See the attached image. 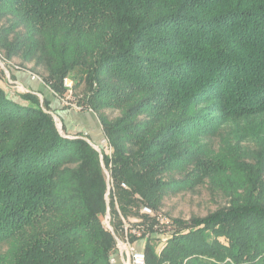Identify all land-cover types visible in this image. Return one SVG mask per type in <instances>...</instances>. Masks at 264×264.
Wrapping results in <instances>:
<instances>
[{"label": "trees", "instance_id": "1", "mask_svg": "<svg viewBox=\"0 0 264 264\" xmlns=\"http://www.w3.org/2000/svg\"><path fill=\"white\" fill-rule=\"evenodd\" d=\"M1 51L61 98L83 85L112 153L0 86V264H110L108 212L152 235L141 207L206 178L230 205L149 235L145 264H264V0H0Z\"/></svg>", "mask_w": 264, "mask_h": 264}, {"label": "rangeland", "instance_id": "2", "mask_svg": "<svg viewBox=\"0 0 264 264\" xmlns=\"http://www.w3.org/2000/svg\"><path fill=\"white\" fill-rule=\"evenodd\" d=\"M30 70L39 77H43L44 71L42 67L36 68L32 63L24 64L20 57H15L12 60H8L5 58V53L3 51L0 52L1 87H3L5 91L8 92L9 96L17 98L16 94L18 92L24 91L23 88H14L15 83L11 78L13 76L12 71L26 72ZM83 89L84 86L81 85L77 89L73 90V94L70 95L68 99L72 102H76V97L82 93ZM106 114L111 118H115L120 114V112L119 110L107 109ZM216 142L218 143V140ZM242 146H244V148H252V146L248 144L247 141H245ZM245 162L247 164L253 163L250 159H247ZM175 177L181 180L185 178L180 174H176ZM226 181V179L211 180L206 178L201 183L190 186L185 184L183 187L177 190L170 191L164 198L163 204L159 209V211H162L167 215L168 223L163 225L158 224L160 225V230H157L155 233L150 235L151 237L155 238L157 249H161L167 236L170 234L172 229L177 226L175 220L187 222L190 221L192 217H205L219 208L229 206L232 196L231 191L234 186H230V184ZM187 182L188 181H186V183ZM109 220L111 221V216L108 219H103L105 226H107V222ZM220 239L227 243V240L224 237H221ZM137 243L141 248L143 243L141 241H138Z\"/></svg>", "mask_w": 264, "mask_h": 264}, {"label": "built area", "instance_id": "3", "mask_svg": "<svg viewBox=\"0 0 264 264\" xmlns=\"http://www.w3.org/2000/svg\"><path fill=\"white\" fill-rule=\"evenodd\" d=\"M30 75H31L32 80H40L41 79L35 73L31 72ZM64 86L68 89V93H67L66 98L60 97L63 100V103L65 105L71 107L72 109L76 110V111L84 110L83 107L81 105H79L77 102H72L68 99L70 97V95L72 94V87H73L72 79L69 77H66L64 80ZM15 88H18V89L23 88V90H24L23 92H26V89L21 84L16 83V82H15ZM53 94L58 96L54 92H53ZM87 110L93 111L91 108H88ZM51 113L53 114V116L55 118L57 126L60 127L61 121L53 112H51ZM93 145H95L96 148L100 152L102 150H104L107 154L112 153V146L104 136L100 141V145L99 144H93ZM140 211H141V213H143L145 215L156 216V220H157L158 224H160V225L168 223V217L162 211L154 212L152 210V208H150L147 205H143L141 207ZM109 217L110 216H109V212H108L106 214L105 218L108 219ZM109 221L107 222V227L111 230V232L113 233L114 238L116 240L115 248H114V250L111 253L110 258H109L110 264H145L146 257H145V252H144V246L146 244L147 238L149 237V235L151 233L148 232V230L144 228L143 224L142 225H140V224L132 225L130 222L123 220L124 221V223H123L124 232L122 234H116L114 231V228L112 227V225ZM134 221L137 223H141L140 219H137ZM172 231H173V229H172ZM132 236L136 237L135 240H132ZM168 236H167V238H168ZM138 241H141L143 243L141 248L138 246V243H137Z\"/></svg>", "mask_w": 264, "mask_h": 264}, {"label": "crops", "instance_id": "4", "mask_svg": "<svg viewBox=\"0 0 264 264\" xmlns=\"http://www.w3.org/2000/svg\"><path fill=\"white\" fill-rule=\"evenodd\" d=\"M30 73V71H12V81L21 84L26 91L35 93L41 100L46 99L49 102L51 111L61 121L58 128L62 134L69 137L82 136L92 145L99 144L104 133L97 114L91 110L76 111L65 105L63 100L54 95L43 80H32ZM0 86H2L1 80Z\"/></svg>", "mask_w": 264, "mask_h": 264}, {"label": "water", "instance_id": "5", "mask_svg": "<svg viewBox=\"0 0 264 264\" xmlns=\"http://www.w3.org/2000/svg\"><path fill=\"white\" fill-rule=\"evenodd\" d=\"M95 148H96V146L95 145H93ZM97 149V148H96Z\"/></svg>", "mask_w": 264, "mask_h": 264}]
</instances>
